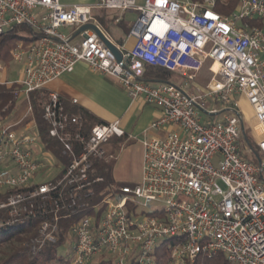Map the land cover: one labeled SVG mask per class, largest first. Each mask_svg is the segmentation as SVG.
<instances>
[{
  "label": "built area",
  "instance_id": "1",
  "mask_svg": "<svg viewBox=\"0 0 264 264\" xmlns=\"http://www.w3.org/2000/svg\"><path fill=\"white\" fill-rule=\"evenodd\" d=\"M216 3L0 0V34L30 28L28 41L18 39L10 50L21 64L18 76L3 75L0 62V83L19 85L27 114L29 92L80 61L159 110L144 130L139 182L100 190L104 177L95 163L106 158L110 138L125 135L119 120L86 129L57 92L46 93L42 117L67 161L44 149L33 117L22 129L21 120L0 121V230L37 220L29 239L37 252L58 242L60 222L69 219L68 264H187L217 253L231 264H264V0H239L226 15ZM102 9L117 13L115 22L127 10L138 12L125 36L130 48L102 27L95 16ZM89 23L116 44L119 61L94 29L75 34ZM146 65L181 80L147 82ZM203 69L208 78L190 85ZM241 97L255 118L257 162L248 159L251 146L241 147ZM150 130L162 133L147 136ZM166 239L175 243L159 250Z\"/></svg>",
  "mask_w": 264,
  "mask_h": 264
},
{
  "label": "trees",
  "instance_id": "2",
  "mask_svg": "<svg viewBox=\"0 0 264 264\" xmlns=\"http://www.w3.org/2000/svg\"><path fill=\"white\" fill-rule=\"evenodd\" d=\"M239 0H217L215 9L222 15L229 14L233 11ZM117 13L111 10H97L95 16L102 25V27L108 31L112 38L121 42L122 37L128 32L130 28V23L126 22L124 18L118 22H115ZM30 33V28L25 25H16L13 28H10L0 34V62L8 67L9 62L12 58H9V48L13 46V42L17 39H22L27 42L28 39L26 35ZM175 78V79H174ZM143 79L150 83L156 82H179L181 76L169 71L163 67L156 65H146ZM45 89L34 90L29 92L28 99L32 108V113L29 117H33L38 136L40 141L44 145V149L47 151L53 152L57 159L67 161L68 157L64 156L61 153V145L56 142L55 139L49 136V125L42 117L43 103L46 99ZM20 95L19 85L15 83L1 82L0 83V121L4 119H9L16 108L17 99ZM64 105V108L67 112L78 115L82 118V121L87 128L104 123L93 114L85 109L78 107H73L61 99ZM28 117V118H29ZM244 126V125H243ZM252 127V126H251ZM249 145L253 149V154L248 158L246 154H243V157L248 158L252 162H256L259 155L255 149V145L248 138L245 131L242 133L241 145ZM96 172L104 177V182L99 186V190L103 189L111 183L110 172H111V163L110 161H97L95 163ZM99 197V195H98ZM38 221L32 220L25 224L13 226L9 228H3L0 230V264H51L54 261L60 263L68 264L67 259L63 256L57 257V245L62 244L69 239V219H63L60 222V232L59 240L56 244L45 243L39 251L32 252L30 249L29 239L36 235V226ZM175 243V240L166 239L161 243L159 250H162L167 242ZM167 252H164V255ZM105 264V263H103ZM109 264V263H108ZM159 264H163V260L159 261ZM187 264H231L222 253L214 254L208 257L205 254H198L193 261L187 262Z\"/></svg>",
  "mask_w": 264,
  "mask_h": 264
},
{
  "label": "crops",
  "instance_id": "3",
  "mask_svg": "<svg viewBox=\"0 0 264 264\" xmlns=\"http://www.w3.org/2000/svg\"><path fill=\"white\" fill-rule=\"evenodd\" d=\"M61 1L64 3H86L70 0ZM125 36L126 34L122 37L121 42L125 47L130 48L133 40H125ZM113 40L115 41V39ZM115 42L118 41L116 40ZM2 74L7 75V69L6 72H2ZM202 75H205V72H203ZM44 89L47 93L50 91L57 92L60 98L66 101L67 104L75 108L78 107L89 111L104 123L116 119L119 120L120 126L125 131V135L123 137L110 138L109 142L105 145V150L108 152L110 147L114 148L115 145L121 142L124 137L126 138V136L131 137L129 140L135 138L138 143V153L140 155L142 168V140L146 135L144 130L151 120L159 115L158 108L146 104L140 97L131 99L125 93L121 85L112 78L91 70L82 61L77 62L72 71L65 72L53 79ZM72 99H76V102L73 103ZM18 105H21L19 106L21 110L25 105L24 110L12 113L9 119L13 122L21 120L18 128L22 129L25 123L30 121V115L27 114L28 101L25 95L23 102H21V104L17 103L15 109H18ZM161 133L162 131L160 130H150L147 132V136L159 135ZM140 178L141 170L139 180ZM92 263L103 264L99 258Z\"/></svg>",
  "mask_w": 264,
  "mask_h": 264
},
{
  "label": "rangeland",
  "instance_id": "4",
  "mask_svg": "<svg viewBox=\"0 0 264 264\" xmlns=\"http://www.w3.org/2000/svg\"><path fill=\"white\" fill-rule=\"evenodd\" d=\"M70 1H81V2L89 3L92 0H70ZM137 14L138 12L135 10H127L124 13V19L126 22H129L131 24L133 19H135V17L137 16ZM64 31L67 30L65 29ZM16 41H18V39ZM16 41L12 43L13 46L16 43ZM10 50H11V46L9 48L8 57L12 58ZM20 70H21V64L11 59L7 68L8 78L15 79L18 76ZM203 72H205V75H202ZM202 73L199 74L195 79L189 80V84L193 85L197 83V81L203 83L208 78V74L205 69H203ZM23 100H24V95L20 94L17 99V103L21 104ZM238 104L241 114L243 116V122H244L243 125L245 127L247 136L249 139H251V141L255 145L258 137L251 129V126L255 124V118L253 117V111L251 105L244 97H241L238 100ZM19 106L21 105H18L17 106L18 109H15L13 113H17L21 110L19 109ZM24 108L25 105L21 111H23ZM130 138L131 137L128 136H126V138L124 137L121 142L115 145L114 148L110 147L109 151L106 152V158L104 159V161H110L111 163V172H110L111 184L122 185V184H136L139 182L141 160H140V155L138 153V143L135 138L129 140ZM241 147L242 149H244L245 148L244 144ZM70 244L67 241L57 245V249H56L57 257L63 256L67 259V256H69L71 253V249L69 246ZM0 257H1V252H0ZM51 264H59V263L57 261H54ZM60 264H66V263H60Z\"/></svg>",
  "mask_w": 264,
  "mask_h": 264
},
{
  "label": "water",
  "instance_id": "5",
  "mask_svg": "<svg viewBox=\"0 0 264 264\" xmlns=\"http://www.w3.org/2000/svg\"><path fill=\"white\" fill-rule=\"evenodd\" d=\"M85 28H92L94 29L97 34L104 40L106 46L114 53L115 55V58L119 61L121 59V52L120 50L118 49V47L116 46V44L106 38H104L103 34L101 33V31L94 25V24H84L82 25L77 31L75 34H77L78 32H80L81 30L85 29ZM242 133L244 132V126L242 124Z\"/></svg>",
  "mask_w": 264,
  "mask_h": 264
}]
</instances>
